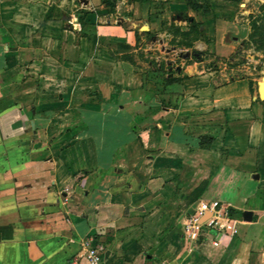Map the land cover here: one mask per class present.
<instances>
[{"label":"crops","instance_id":"obj_1","mask_svg":"<svg viewBox=\"0 0 264 264\" xmlns=\"http://www.w3.org/2000/svg\"><path fill=\"white\" fill-rule=\"evenodd\" d=\"M252 1L0 0V264H264ZM213 200L238 232L187 237Z\"/></svg>","mask_w":264,"mask_h":264},{"label":"rangeland","instance_id":"obj_2","mask_svg":"<svg viewBox=\"0 0 264 264\" xmlns=\"http://www.w3.org/2000/svg\"><path fill=\"white\" fill-rule=\"evenodd\" d=\"M244 14L249 20L250 34L227 62V72L229 77L244 76L254 84H264V0H253Z\"/></svg>","mask_w":264,"mask_h":264},{"label":"built area","instance_id":"obj_3","mask_svg":"<svg viewBox=\"0 0 264 264\" xmlns=\"http://www.w3.org/2000/svg\"><path fill=\"white\" fill-rule=\"evenodd\" d=\"M205 228L215 233L223 231L231 235L238 232L236 220L231 217L228 207L218 200L200 202L195 212L186 220L185 235L196 239ZM83 245L90 264H105L101 259L102 245L93 243L91 238L86 239Z\"/></svg>","mask_w":264,"mask_h":264},{"label":"water","instance_id":"obj_4","mask_svg":"<svg viewBox=\"0 0 264 264\" xmlns=\"http://www.w3.org/2000/svg\"><path fill=\"white\" fill-rule=\"evenodd\" d=\"M261 97L264 98V93L261 94Z\"/></svg>","mask_w":264,"mask_h":264},{"label":"trees","instance_id":"obj_5","mask_svg":"<svg viewBox=\"0 0 264 264\" xmlns=\"http://www.w3.org/2000/svg\"><path fill=\"white\" fill-rule=\"evenodd\" d=\"M251 36H253V34Z\"/></svg>","mask_w":264,"mask_h":264}]
</instances>
